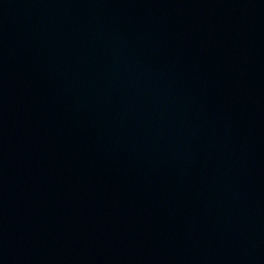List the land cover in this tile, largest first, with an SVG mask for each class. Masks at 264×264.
I'll use <instances>...</instances> for the list:
<instances>
[{"label": "water", "instance_id": "water-1", "mask_svg": "<svg viewBox=\"0 0 264 264\" xmlns=\"http://www.w3.org/2000/svg\"><path fill=\"white\" fill-rule=\"evenodd\" d=\"M0 264H264V0H0Z\"/></svg>", "mask_w": 264, "mask_h": 264}]
</instances>
